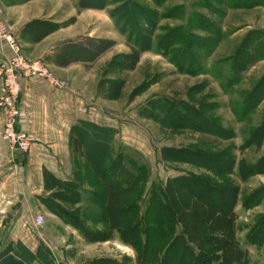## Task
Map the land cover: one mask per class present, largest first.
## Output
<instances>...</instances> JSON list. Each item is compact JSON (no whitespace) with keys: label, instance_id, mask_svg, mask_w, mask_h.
Here are the masks:
<instances>
[{"label":"rangeland","instance_id":"obj_1","mask_svg":"<svg viewBox=\"0 0 264 264\" xmlns=\"http://www.w3.org/2000/svg\"><path fill=\"white\" fill-rule=\"evenodd\" d=\"M31 2L44 9L46 18L62 23L56 27L49 21H33L28 28L37 26L49 34L58 27L76 26V43H64L47 59L23 54L30 64L43 63L58 86L43 78L21 77L22 92L23 78L33 79L40 92L35 102L47 107L55 101L52 105H61L59 118L67 120L70 114L75 122L65 133L67 139L56 144L58 155L67 158L62 162L69 177H44L45 187L71 188L57 190L60 200L45 201L43 233L22 241L35 254L20 245L24 235H18L15 245L4 234L0 255L28 251L29 259L41 258L38 264H138L131 246L109 230V203L134 204L128 214L134 220L146 212L152 193L172 194L177 205L174 187H196L200 182L236 188V238L248 252L249 264H264V244L248 240L250 230L264 216V0H134L130 11L136 23H130L131 30L137 27L136 33L149 35L150 23L143 14L157 15L150 35L152 49L137 56L109 15L121 1L102 10L89 9L97 12L89 22L80 23L72 11L75 3L78 14L85 11L79 9L80 0H13ZM101 12L111 24L93 34L104 19ZM90 34L94 39L86 37ZM166 39L174 45L165 57L158 47ZM173 60L183 62L185 73ZM44 130L48 136H64L61 128ZM209 157L217 159L209 162ZM33 171L17 172L16 187H24L22 179L27 187H40ZM181 178L188 180L175 183ZM110 182L127 187L126 197L109 201ZM0 187L11 186L1 182ZM73 187H108V191L98 189V197L78 207L79 194ZM22 210L40 216L39 210ZM59 211L62 218L69 217L65 219L72 229L52 216ZM98 218L103 224L96 223ZM80 226L86 239L71 234ZM42 239L45 244L37 251Z\"/></svg>","mask_w":264,"mask_h":264},{"label":"trees","instance_id":"obj_2","mask_svg":"<svg viewBox=\"0 0 264 264\" xmlns=\"http://www.w3.org/2000/svg\"><path fill=\"white\" fill-rule=\"evenodd\" d=\"M119 1L121 4L109 12L111 20L119 32L127 37V42L132 44V50H137L136 56L151 51L150 35L156 29L157 15L149 11L143 14L145 21L150 23L149 35H144L140 31L136 33L135 30L140 29L137 27L131 30L130 23H136L135 13L130 11V7L132 9L136 5L134 0H80L79 9L102 10ZM146 38H149L148 42H144ZM167 42V39L160 41L158 47L165 57L169 48L174 45L172 42V44ZM98 43L102 42L98 41ZM173 62L176 63L179 71L185 73V70L181 69L183 62L177 60ZM201 157L203 159L205 155H200ZM208 159L209 162H215L217 158ZM100 180L105 179L101 176ZM187 180L188 178H181L175 183L182 185ZM189 181L198 182L194 178H190ZM198 183L196 187L186 185L174 187L178 199L177 205L174 204L172 194L170 196L163 190L157 195L152 193L146 205V212L134 220L128 217L134 204L125 207L126 205L121 203L114 207L115 205L109 203L107 212L110 221L109 230L112 233L117 232L120 240L131 246L136 252L138 264H249V254L236 238L238 231L235 214L236 188H214ZM110 184L113 192H107L109 201L115 203V199L117 200L115 197L119 199L126 197L129 192L127 187H121L118 182H110ZM119 184L121 186H118ZM193 200L195 202L192 203ZM81 228V226L77 227L78 230ZM87 233L92 237L94 235L101 237L97 235L98 233L93 234L90 231ZM248 240L253 241V245L264 244V216L250 230ZM6 255L3 253L0 255V264H30L34 261L33 258L29 259L31 255L21 250L13 253V257ZM38 259L42 262L41 258Z\"/></svg>","mask_w":264,"mask_h":264},{"label":"crops","instance_id":"obj_3","mask_svg":"<svg viewBox=\"0 0 264 264\" xmlns=\"http://www.w3.org/2000/svg\"><path fill=\"white\" fill-rule=\"evenodd\" d=\"M76 5L77 4L75 3L72 11L78 16L77 23L82 21L85 22L86 20L89 22L91 14L97 12L93 10H85L78 14ZM35 6V2L14 4L13 0H0V22H4L11 29L14 37L23 44L22 48L25 56L28 55L29 58L34 60H45L47 57L55 54L57 48L64 45V43L70 41L74 44L76 43L75 40H73V34L76 31L74 28L76 26L69 28L58 27L55 30L49 31V34H45L44 30L37 26L34 27L35 29L28 28V24L33 21H49L55 24V26L62 23V21H59L57 18L53 21L51 16L46 18L44 16V9H41L40 6ZM101 13L104 16V19L96 24V30L93 34L101 33L104 28L109 27V25H107L108 23L111 24L108 15L104 12ZM93 34H90V37H86L94 39ZM28 38L31 39L30 42H28ZM12 55L9 45L4 40H0V66L5 63L6 60L10 59ZM68 64L71 65V63ZM70 68L72 67L69 66L67 69ZM23 82V92H21L20 97L22 113L18 129L34 135L37 139V144L28 155H21L14 152L10 146L2 140L1 133L4 117L0 111V181L4 182V185L9 183L11 186L0 187V235L5 234L7 238L12 239V242L17 240L18 235H24V238L19 239L21 240L20 245L31 252V254H35V250L29 247L27 243L36 239L35 234H42L44 229L43 227L35 225V218L38 217L35 212L33 215H31L32 212L25 215V212H23L22 209L30 208L37 211L39 210L37 214L41 216L42 213L46 212V200H52L53 197L60 200L57 198L59 195V191L57 190H61V188L64 190L65 188H71L45 187L44 177L46 174L48 176L51 174L53 178L55 177L57 179L62 176L69 177L68 170L66 166L63 167L62 162L67 158L58 155L56 144L64 142L67 139L65 133L67 132V129L75 126V122L72 123L73 120L70 119V114L68 115L67 120L59 118L61 105H52L55 104V101L51 102L47 107L38 105V102H35V100L37 96L40 95V92L36 89V86L34 85L35 82L33 79H28L26 77L23 78ZM1 95L2 83L0 80V97ZM47 126L54 127V129H63L64 136H48L47 132L44 130ZM28 171L36 172L38 183L40 182L41 184L40 187H27L28 185H25L24 179H22L24 187H16L13 182L16 173L19 172V175L22 173L26 174ZM101 188H105L108 191V187H73V191L76 194H79V203L76 205L81 207L86 201H88V199L91 200L98 197L96 192ZM25 204H27L28 207H25ZM54 206L58 207L57 203L54 204ZM96 212L98 216H102L101 212ZM61 213L63 214V212L59 211V213H55L52 216L60 221L59 225L71 228L69 220L65 219L68 217L63 216L62 218ZM104 215L105 214H103V216ZM95 221H97L96 223L103 224V221L100 218ZM71 234L73 236H82L86 239V235L82 234L78 229L73 230ZM23 240H27L28 242L24 243L22 242ZM15 243L16 242H14V244ZM39 244L43 245H40L39 247ZM44 244V239H42L37 245V251L39 248H43ZM15 245H17V243ZM28 251L26 253H29ZM36 261H38V258L34 259L32 263L38 264Z\"/></svg>","mask_w":264,"mask_h":264},{"label":"built area","instance_id":"obj_4","mask_svg":"<svg viewBox=\"0 0 264 264\" xmlns=\"http://www.w3.org/2000/svg\"><path fill=\"white\" fill-rule=\"evenodd\" d=\"M0 40H4L12 51V57L0 66V80L2 95L0 97V111L4 122L1 133L2 140L10 148L21 155H28L34 148L37 139L34 135L18 129L21 117L20 97L22 92L21 77H38L48 80L52 85L58 83L51 78L47 67L41 62L30 64L23 56L22 49L11 29L0 22ZM44 218H35V225L42 227Z\"/></svg>","mask_w":264,"mask_h":264}]
</instances>
